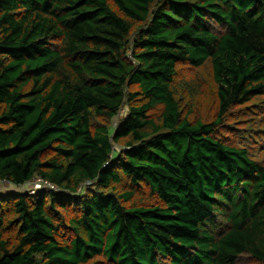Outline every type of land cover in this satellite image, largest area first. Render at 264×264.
Wrapping results in <instances>:
<instances>
[{"label": "trees", "instance_id": "obj_1", "mask_svg": "<svg viewBox=\"0 0 264 264\" xmlns=\"http://www.w3.org/2000/svg\"><path fill=\"white\" fill-rule=\"evenodd\" d=\"M260 104L264 0H0V264H264Z\"/></svg>", "mask_w": 264, "mask_h": 264}, {"label": "rangeland", "instance_id": "obj_2", "mask_svg": "<svg viewBox=\"0 0 264 264\" xmlns=\"http://www.w3.org/2000/svg\"><path fill=\"white\" fill-rule=\"evenodd\" d=\"M204 87H203V91L202 94H200L201 97V103H202V111L206 112L208 111L209 107H210V102L213 99V95H214V87L213 85H211L208 82H204L203 83ZM255 108H257L259 110V112L262 114L264 113V105H256V106H249L246 108H238L239 110V116L240 114H243L246 117H250L252 115H254V110ZM238 110H237V114H238ZM237 114H234L233 116L236 117ZM230 121H232L233 119H229ZM241 123V122H240ZM249 125V124H248ZM254 130H246V129H242V128H237L235 130H233L232 136H235L237 141H240L242 138V141L244 139H251L253 136ZM9 190L11 189H15L17 187L13 186V185H6V186H1L0 188H6ZM3 193L8 192V191H2Z\"/></svg>", "mask_w": 264, "mask_h": 264}, {"label": "built area", "instance_id": "obj_3", "mask_svg": "<svg viewBox=\"0 0 264 264\" xmlns=\"http://www.w3.org/2000/svg\"><path fill=\"white\" fill-rule=\"evenodd\" d=\"M116 123H114V125H115ZM9 185L10 183H9V181H7V180H5V179H0V187L1 186H6V185ZM30 184H31V187H30V189H29V193H34L35 192V189L37 188V187H39L40 186V184H41V179L40 178H35V179H33L31 182H30ZM50 187H51V185H49Z\"/></svg>", "mask_w": 264, "mask_h": 264}, {"label": "clouds", "instance_id": "obj_4", "mask_svg": "<svg viewBox=\"0 0 264 264\" xmlns=\"http://www.w3.org/2000/svg\"><path fill=\"white\" fill-rule=\"evenodd\" d=\"M10 185V184H9Z\"/></svg>", "mask_w": 264, "mask_h": 264}]
</instances>
